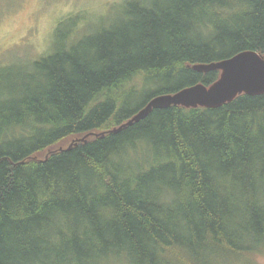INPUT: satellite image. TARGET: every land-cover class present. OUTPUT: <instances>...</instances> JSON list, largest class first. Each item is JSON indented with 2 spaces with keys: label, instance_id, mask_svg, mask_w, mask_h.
<instances>
[{
  "label": "trees",
  "instance_id": "1",
  "mask_svg": "<svg viewBox=\"0 0 264 264\" xmlns=\"http://www.w3.org/2000/svg\"><path fill=\"white\" fill-rule=\"evenodd\" d=\"M0 64V264H259L264 93L153 108L242 51L264 0H125ZM84 138L70 148L74 139Z\"/></svg>",
  "mask_w": 264,
  "mask_h": 264
},
{
  "label": "rangeland",
  "instance_id": "2",
  "mask_svg": "<svg viewBox=\"0 0 264 264\" xmlns=\"http://www.w3.org/2000/svg\"><path fill=\"white\" fill-rule=\"evenodd\" d=\"M125 0H0V64L21 62L48 52L57 24L69 28L112 14ZM264 264V258L258 259Z\"/></svg>",
  "mask_w": 264,
  "mask_h": 264
},
{
  "label": "water",
  "instance_id": "3",
  "mask_svg": "<svg viewBox=\"0 0 264 264\" xmlns=\"http://www.w3.org/2000/svg\"><path fill=\"white\" fill-rule=\"evenodd\" d=\"M195 68L204 71L217 69L220 71L219 78L209 86L198 83L173 93L157 95L121 125L105 132L90 134L102 137L106 132H119L122 128L145 118L153 108H167L171 105L218 107L242 93H264V55L255 51H242L229 58L208 65H197ZM83 140L84 138L74 139L68 148Z\"/></svg>",
  "mask_w": 264,
  "mask_h": 264
}]
</instances>
